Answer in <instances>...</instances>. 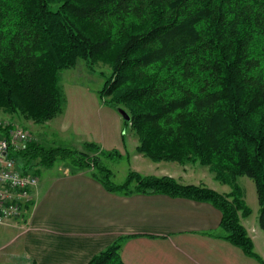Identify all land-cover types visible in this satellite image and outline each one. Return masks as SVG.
<instances>
[{
	"label": "trees",
	"instance_id": "1",
	"mask_svg": "<svg viewBox=\"0 0 264 264\" xmlns=\"http://www.w3.org/2000/svg\"><path fill=\"white\" fill-rule=\"evenodd\" d=\"M79 60L111 68L101 96L130 115L140 154L208 167L234 191L136 172L117 185L97 156L39 143L17 157L29 169L71 160L125 197L210 203L222 213L223 238L259 258L243 223L251 212L235 183L254 181L264 229V0H0V112L37 124L55 119L60 74ZM125 239L88 264H126L119 255Z\"/></svg>",
	"mask_w": 264,
	"mask_h": 264
},
{
	"label": "crops",
	"instance_id": "2",
	"mask_svg": "<svg viewBox=\"0 0 264 264\" xmlns=\"http://www.w3.org/2000/svg\"><path fill=\"white\" fill-rule=\"evenodd\" d=\"M31 196L30 210L0 226L6 234L0 264H88L122 237L126 264H152L156 257L167 264H224L225 258L232 264L231 253L245 261L223 238L222 213L210 203L109 193L90 170L69 167L39 178Z\"/></svg>",
	"mask_w": 264,
	"mask_h": 264
},
{
	"label": "rangeland",
	"instance_id": "3",
	"mask_svg": "<svg viewBox=\"0 0 264 264\" xmlns=\"http://www.w3.org/2000/svg\"><path fill=\"white\" fill-rule=\"evenodd\" d=\"M110 75L111 68L103 63L89 68L84 60H79L74 68L63 70L60 74L63 104L62 113L58 117L37 124L23 116L1 111L0 122L29 130L33 136V143L97 156L103 166L111 172L110 180L117 185L125 183L130 174L136 172L142 176H170L182 184L201 185L211 189L214 187L224 193L234 191V187L218 183L215 174L208 167L191 163L185 165L175 162L154 163L140 154L138 150L140 142L136 131L124 121L121 111L105 103L101 96L106 79ZM89 144L98 147L99 151L96 154L89 151L91 150L87 147ZM15 158H18V168L22 174H34L42 181L48 179L50 174L58 173L62 167L77 170L71 160L63 162L58 160L52 167L31 164L29 169L24 158L19 155L17 157V154ZM235 187L242 191L243 199L251 212L243 223L249 230L254 252L259 257L253 258L244 254V264H264V229L259 222L261 207L256 185L252 179L241 176L237 179ZM256 234L261 235L258 240L253 239ZM0 237L6 238V234L0 233ZM229 258L232 264H240L233 253ZM152 264L167 262L163 257H156ZM224 264H230L227 258Z\"/></svg>",
	"mask_w": 264,
	"mask_h": 264
},
{
	"label": "built area",
	"instance_id": "4",
	"mask_svg": "<svg viewBox=\"0 0 264 264\" xmlns=\"http://www.w3.org/2000/svg\"><path fill=\"white\" fill-rule=\"evenodd\" d=\"M3 123L0 126V226L17 219L32 200L31 193L38 186L34 174H22L16 154L33 144V136L23 127Z\"/></svg>",
	"mask_w": 264,
	"mask_h": 264
},
{
	"label": "water",
	"instance_id": "5",
	"mask_svg": "<svg viewBox=\"0 0 264 264\" xmlns=\"http://www.w3.org/2000/svg\"><path fill=\"white\" fill-rule=\"evenodd\" d=\"M118 110L121 111L124 121L130 123L131 121L130 115L123 108H118Z\"/></svg>",
	"mask_w": 264,
	"mask_h": 264
}]
</instances>
